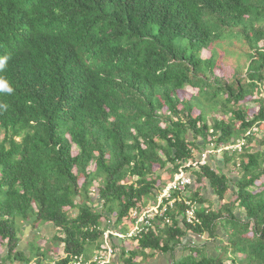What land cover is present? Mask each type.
Listing matches in <instances>:
<instances>
[{
  "label": "trees",
  "instance_id": "obj_1",
  "mask_svg": "<svg viewBox=\"0 0 264 264\" xmlns=\"http://www.w3.org/2000/svg\"><path fill=\"white\" fill-rule=\"evenodd\" d=\"M231 37L246 45L248 62L225 79L214 72L213 44ZM5 55L0 78L14 91L0 92V264L85 255L101 242L92 226L110 215L119 223L154 199L163 174L172 178L194 151L241 140L239 153L221 158L240 170L236 178L218 165L185 168L195 182L182 195L197 202L198 222L186 223L184 202H175L169 224L143 233L136 248L118 245L119 255L140 264L147 249L145 258L184 247L171 264H264V149L247 146L264 123V0H0ZM187 87L195 93L180 97ZM247 97L259 104L251 116ZM212 111L227 118L209 123ZM17 223H52L64 256L20 249ZM203 234L214 253L192 239L184 246Z\"/></svg>",
  "mask_w": 264,
  "mask_h": 264
},
{
  "label": "built area",
  "instance_id": "obj_2",
  "mask_svg": "<svg viewBox=\"0 0 264 264\" xmlns=\"http://www.w3.org/2000/svg\"><path fill=\"white\" fill-rule=\"evenodd\" d=\"M244 145V140L234 145L214 147L210 144L204 148L196 157L185 161L179 171L168 180L161 188L157 196L144 206H138L131 209L130 213L123 217L119 223L115 216L110 215L102 219L99 226H92L102 232L101 243L90 256L84 254L74 255L67 264H114L118 245L124 244L125 240L137 242L138 238L146 232L156 231L157 227L169 224L170 218L166 215L169 208H173L175 202L182 201L185 204L183 219L188 224L198 222L196 210L198 208L195 200L183 196V192L190 187L194 180L186 172L185 168L197 169L199 166L210 164L211 153H223L225 150L240 151ZM92 206L102 209L103 200L99 198L95 187L91 188ZM120 242V243H119ZM116 243V244H115ZM129 248H126L127 251Z\"/></svg>",
  "mask_w": 264,
  "mask_h": 264
},
{
  "label": "rangeland",
  "instance_id": "obj_3",
  "mask_svg": "<svg viewBox=\"0 0 264 264\" xmlns=\"http://www.w3.org/2000/svg\"><path fill=\"white\" fill-rule=\"evenodd\" d=\"M213 50L215 52V58H216V67L214 69V72L216 73V75L227 79V78H230L235 73V71L237 70L238 67L242 71H244L248 60H247V55L245 52V51H247V47H246V45L243 44L242 41H240L234 37H231V38H228L226 40H223V42L213 44ZM209 55H210L209 50L205 49L202 51V56L204 58L208 57ZM194 93H195L194 89L187 87L186 89L179 91V96L188 98L190 95H192ZM242 103L246 106V111L249 114V116L257 113L259 104L255 101H253L252 97H247V99L245 101H243ZM194 113L195 114L197 113V109L194 110ZM212 117H217V118L225 117V118H227V116H223L221 113H218V112H213V111L208 112L207 118H208L209 123H211ZM261 128H260L261 130H258V128L257 129L255 128V130H254V132H256V134L254 135L255 139L253 141H251L250 144L247 145L249 148H258L259 147V148L264 149V143H263V140H264V123L262 124ZM243 150H244V148H243ZM200 151H194L195 155L197 153H199ZM235 152L239 153L238 151H234L233 153H235ZM221 156H222V152L221 153H213L212 152L211 157H210V165L211 166H217V164H218V166L220 165L221 170L223 172L227 173L232 178L234 176L239 175L240 170L237 168H234L233 162L229 163L228 165L223 164L221 161L222 159L220 158ZM237 158H238V156L236 155L235 160H238ZM189 174L192 176L193 180H195V177H194L195 175L193 174V172H189ZM163 178H165V179H163L164 182H167L168 180L171 179V178L169 179L168 173H164ZM234 178H236V177H234ZM82 180H83V178L80 176L79 182H82ZM263 181H264L263 179H260L257 181V183L260 184ZM193 184H194V182H193ZM227 199L228 200L233 199L230 192L227 194ZM146 200H147V202H149L152 199L146 198ZM20 228L21 227H20L19 223H17L18 235L19 236L21 235V238H23L19 242L20 246L23 247L27 244L29 249L32 246H36V245H40V246L45 247V248L47 246H50L51 247V249H50L51 253H47L48 259L57 260V259H60L61 257L64 256L62 253V245L58 241L54 240L52 236H49V234H44V235H43V233H42V235L37 234L35 232V230H31L26 224H24L22 226V229H20ZM219 234L223 235V231L221 229L219 230ZM192 238L193 239L195 238L194 240H196V241L198 240L199 243L201 242L200 240H207V241H203L207 250L210 251V253L215 252L214 246L212 243L213 241L210 238H208L206 236V234H203L202 238H201V236L198 237V236L192 235ZM187 239L188 238H186V237H184L182 239L184 244L187 243ZM42 240H46V241H42ZM100 243L101 242H99V244ZM125 246H126V248H129V249L135 248V246L132 244L131 239L129 240V244H126ZM93 249L95 250V246L89 245L86 249V254H89V256H90L94 251ZM25 250H27V248H25ZM193 250H194V248H193ZM120 252H121V250H120ZM120 252H119V254H120ZM182 252L188 253V251H185L184 248L182 249ZM3 253H4V248H3V245L1 244V241H0V254H3ZM86 256L88 257V255H86Z\"/></svg>",
  "mask_w": 264,
  "mask_h": 264
},
{
  "label": "crops",
  "instance_id": "obj_4",
  "mask_svg": "<svg viewBox=\"0 0 264 264\" xmlns=\"http://www.w3.org/2000/svg\"><path fill=\"white\" fill-rule=\"evenodd\" d=\"M220 158H222V156L220 157ZM218 165V164H217ZM220 166V165H219ZM194 182H195V180H194ZM191 187H194V184H192L191 185ZM201 194L204 196V197H206L208 200H211L213 203L216 201L215 199H214V195H213V193H212V190L208 187V185H204V189H202V191H201ZM31 230H35V232L37 233V234H40V235H42V233H43V235L44 234H49V236H54L55 234H56V232H57V228L52 224V223H44V224H40V225H38L35 229H32L31 228V226L28 224L27 225ZM207 236V235H206ZM20 237H21V235H20ZM24 237V236H23ZM203 237V235L201 236V238ZM208 237V236H207ZM186 238H188V239H192V240H194L193 238H192V236H190V235H187L186 236ZM23 238H21L20 239V241L22 240ZM42 241H46V240H42ZM196 243H199L198 242V240L196 241V240H194ZM201 242L199 243V244H201V243H204L203 241H207V240H200ZM120 243V242H119ZM126 244H129V240H125L124 241V244H122V247L124 248V249H126ZM132 244L135 246V248L137 247V242H135V241H133L132 242ZM187 243H185V245L184 246H187L186 245ZM125 246V247H124ZM19 248L20 249H22V250H24V251H28L29 250V248H28V246H27V244L25 245V246H20L19 245ZM25 248H27V250H25ZM48 250H49V253H51L50 251V249H51V247L50 246H47L46 247ZM98 248V247H97ZM184 248V247H180L179 249H176L174 252H173V254H171L170 252H166V253H161V252H156V253H154L153 255H150V256H148V257H146L145 258V256H146V254H149L150 253V250H145L144 251V254L143 253H141V254H138L137 255V257H136V261L137 262H139L140 264H171V262H172V259L173 258H179V256H181L182 255V249ZM95 249H96V247H95ZM94 250V249H93ZM120 250H121V248H119V247H117V254H116V259H115V262H114V264H124L123 262H122V259H121V257H120V255H119V252H120ZM210 252V251H209ZM63 253V252H62ZM181 254V255H180ZM184 254V253H183ZM3 254H0V261H1V256H2ZM86 255H88L89 256V254H86ZM85 255V256H86ZM52 257V256H51ZM52 260H55V259H52Z\"/></svg>",
  "mask_w": 264,
  "mask_h": 264
},
{
  "label": "clouds",
  "instance_id": "obj_5",
  "mask_svg": "<svg viewBox=\"0 0 264 264\" xmlns=\"http://www.w3.org/2000/svg\"><path fill=\"white\" fill-rule=\"evenodd\" d=\"M10 59L9 56L5 55L0 57V71H3L8 64V60ZM14 89L10 86L9 82L6 79L0 78V92L11 94L13 93ZM7 105L0 104V109H6Z\"/></svg>",
  "mask_w": 264,
  "mask_h": 264
}]
</instances>
